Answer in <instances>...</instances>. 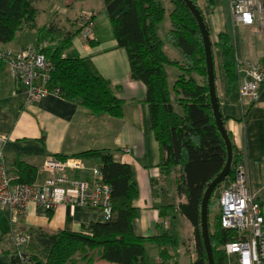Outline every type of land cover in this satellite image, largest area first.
I'll return each instance as SVG.
<instances>
[{"label": "trees", "instance_id": "1", "mask_svg": "<svg viewBox=\"0 0 264 264\" xmlns=\"http://www.w3.org/2000/svg\"><path fill=\"white\" fill-rule=\"evenodd\" d=\"M101 1L117 46L126 53L130 80L145 87L149 125L161 153L159 170L166 176L175 174V195L183 197L184 202L158 207L162 220L169 217L168 228L154 237H137L132 223L137 214L133 202L138 197V189L130 167L114 162L109 150H88L70 157L55 155L53 158L59 161L68 158L89 161L98 169L102 182L111 188L110 219L89 225L86 233L30 232L23 249L24 257L29 258L30 264H170L174 260L172 249L179 244L175 227L179 216L193 230L191 264H207L200 236V205L206 186L226 163V149L209 102L204 48L197 23L182 0H169L172 10L166 35L167 41L180 53L181 62L177 63L167 58L157 34L164 18L160 0ZM190 1L197 7L195 0ZM205 1L207 9L212 10L214 0ZM260 2L264 4V0ZM34 3L35 0H0V46L11 44L17 33L35 30L33 47L50 64L46 83L49 92L77 104L91 116L120 120L123 103L90 59L66 55L72 39L81 33L88 20L80 17L81 27L75 31L62 32L54 22L36 28L38 13ZM90 20L94 21L93 15ZM86 41L93 44L91 40ZM217 47L230 86L237 78V62L226 34L218 35ZM167 67L178 71L172 85L167 79ZM231 145L230 173L217 188L222 186L223 189L234 178L235 168L246 160L244 151ZM8 172L18 184H33L37 177L34 167L19 160L13 162ZM217 188L208 202V215L215 203L217 209L209 238L214 264H225L221 248L234 237L221 227L219 197L214 198ZM148 245L156 247V257L147 256ZM30 250L35 251L34 254ZM10 256V264H22L13 246Z\"/></svg>", "mask_w": 264, "mask_h": 264}, {"label": "crops", "instance_id": "2", "mask_svg": "<svg viewBox=\"0 0 264 264\" xmlns=\"http://www.w3.org/2000/svg\"><path fill=\"white\" fill-rule=\"evenodd\" d=\"M42 1L48 6L44 4L37 17H50L52 20L48 24L56 18V25L62 20L68 25L67 31L80 27V17L94 16L90 39L93 44L89 45L81 34H77L66 55L90 59L98 74L109 82L115 96L122 101V117L114 120L107 116H91L77 104L52 93L35 103H28L21 86L10 77L7 66L0 61V136L6 138L3 156L8 170L15 160H19L34 167L37 170L36 181L42 182L47 178L42 165L48 158L55 155L70 157L88 150H109L114 162L130 167L137 185L138 197L133 202L137 210L132 223L133 233L137 237L157 236L165 229L163 222L170 225L169 217L163 220L159 217L158 207L183 203L184 198L175 195V174L166 176L159 170L161 153L149 125L148 108L144 102L145 87L130 80L126 53L117 46L101 0ZM195 2L209 33L215 93L224 128L231 144L244 151L250 190L256 192L264 182V84L260 86L259 99L254 105L240 99L238 86L244 76L242 67L245 63L264 65V32L257 24L236 26L230 14L229 0H214L212 10L207 9L205 0ZM41 27L43 25H36V28ZM168 30L165 32L166 41ZM222 33L228 37L237 62V78L230 86L226 82L217 47L218 35ZM14 41L0 46V51L16 52L30 47L17 45ZM163 50L169 60L181 62L179 51L168 41L167 44L163 42ZM166 74L169 85H172L178 75L177 69L167 67ZM82 162L84 170L68 175L71 179L91 182L90 170L95 167L89 161ZM103 222V211L98 208L66 204L47 212L29 204L23 214L0 208V264L11 263L13 235L29 236L33 231L48 235L86 233L89 225ZM175 227L179 239L180 227L192 230L183 217ZM190 257H194L193 253Z\"/></svg>", "mask_w": 264, "mask_h": 264}, {"label": "built area", "instance_id": "3", "mask_svg": "<svg viewBox=\"0 0 264 264\" xmlns=\"http://www.w3.org/2000/svg\"><path fill=\"white\" fill-rule=\"evenodd\" d=\"M230 14L236 26L252 27L257 24L264 32V4L260 0H229ZM82 27L85 40L92 37L91 15ZM0 61L9 71L10 77L22 88L28 103L51 94L46 87L50 64L34 47L19 51H0ZM244 76L239 82L238 95L243 102L254 105L259 99L260 86L264 84V65L245 63ZM6 138L0 136V208L23 214L29 204L51 212L61 205L98 208L103 211L104 221L110 219L111 188L102 182L97 168L90 170L92 181L71 179L69 173L84 170L81 160L59 161L48 158L42 165L47 178L33 184H18L9 174L3 156ZM246 161V160H245ZM218 206L223 230L234 237L221 248L225 264H264V182L256 192L250 190L245 166L235 168L234 178L221 190ZM163 227L168 228L167 222ZM12 246L22 264H30L23 249L28 236L13 235ZM170 264H172L170 262Z\"/></svg>", "mask_w": 264, "mask_h": 264}, {"label": "water", "instance_id": "4", "mask_svg": "<svg viewBox=\"0 0 264 264\" xmlns=\"http://www.w3.org/2000/svg\"><path fill=\"white\" fill-rule=\"evenodd\" d=\"M186 8L189 10L193 18L195 19L199 34L202 39L204 55H205V67H206V82L208 88L209 102L214 118L216 128L222 138V141L226 149V163L221 170V172L206 186L203 193V197L200 205V236L202 239V244L204 247L207 264H214L212 248L209 238V226H208V202L213 191L224 182L228 177L231 168L232 160V145L229 136L224 128V123L222 116L219 112L218 100L215 93V79L213 72L212 54H211V44L209 39V33L204 22L201 12L190 0H182Z\"/></svg>", "mask_w": 264, "mask_h": 264}, {"label": "rangeland", "instance_id": "5", "mask_svg": "<svg viewBox=\"0 0 264 264\" xmlns=\"http://www.w3.org/2000/svg\"><path fill=\"white\" fill-rule=\"evenodd\" d=\"M160 2H161V5L164 9V18H163V22L161 23V25H159L157 32H158L159 38L164 42V44H167L165 32H166V29H169V13L172 10V6H171L169 0H160ZM45 3L46 2H44L42 0H36V4L34 5V7L37 10V13H38V11L41 10V7H43V5ZM45 5L48 6L47 4H45ZM51 20L52 19L48 16H47V19H46V17L42 18V17L36 16L35 24L39 27L42 25L46 26V25H48L49 21L51 22ZM54 20H53V22H55ZM56 23L58 25V28H60V30L62 32H65L69 29L68 25L63 23L62 20H59ZM69 31H71V30H69ZM14 42L17 45H24V46H30V47L32 46L33 47V45H35V43H36V34L32 30H26L24 32L17 33ZM54 43L55 42H52L51 44H54ZM47 45L48 44H45V46H47ZM171 78L172 77L170 76L169 79L171 80ZM221 190H222V186L217 188V190L214 193L215 194L214 198H218L220 196ZM209 213H210L208 215L209 232H213L214 221H215L214 219H215V216L217 215L216 203L211 206ZM179 218L180 217L178 216L177 221H176L177 225L179 224ZM179 231H180V235H181V237L179 239V244L175 249H172V254L174 256V262L176 264H191V260L194 259V257H190V254L194 253V249H193V245H192V242L194 241L193 230H189V228L183 230V228L180 227ZM29 252L34 254L35 251L30 250ZM146 254H147V256H151V257L155 256L156 257L157 256L156 247L153 245H148L146 247Z\"/></svg>", "mask_w": 264, "mask_h": 264}]
</instances>
